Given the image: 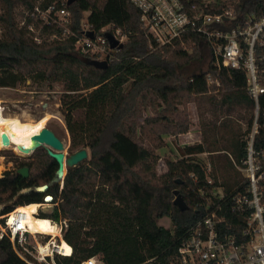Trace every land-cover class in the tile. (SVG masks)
<instances>
[{
  "label": "trees",
  "instance_id": "obj_1",
  "mask_svg": "<svg viewBox=\"0 0 264 264\" xmlns=\"http://www.w3.org/2000/svg\"><path fill=\"white\" fill-rule=\"evenodd\" d=\"M187 1L204 5L210 13L232 10L240 23L264 16V0H226L210 5L202 0ZM67 2L0 0V86H16L28 79L61 83L64 92L60 108L71 134L70 151L87 147L89 156L68 167L61 188L58 164L44 146L26 158L12 151L2 153L12 155L16 162L0 176V214L16 205L43 203L45 195L51 194L54 204L40 207L39 212L56 221H68L64 239L72 244L73 252L57 255L61 264H80L93 256L103 264H178L181 243L209 207L218 202L213 196L219 186L215 172H208L207 164L197 157L214 148L207 141L178 145L181 157L168 160L167 171L157 173L160 157L156 149L162 143L154 146L153 139H162L168 131L186 132L191 122L181 119L171 123L163 116L149 115L141 119L142 109L154 107L155 97L168 102L169 95L177 91L208 92L207 76L211 74L213 80L218 78L222 83L223 106L251 110L254 102L246 69L219 71L212 50L196 32L185 36L191 50L157 47L143 27L141 9L132 0ZM51 4L70 11L68 27L77 35L86 26L96 31L109 24L122 29L127 39L106 60L107 67L87 63L93 57L77 48L75 35L63 34L62 26L41 18L37 7L46 9ZM20 15L24 17L22 24ZM243 52L247 55L246 46ZM206 53V70L183 72L191 63L204 60ZM254 57L258 79L264 84V43L255 45ZM260 102L254 147L264 165V93ZM252 120L253 115L245 131L235 133L232 141L227 138L219 147L230 163L246 156L245 136ZM231 127H223L226 134ZM23 166L29 167L28 177L18 172ZM238 180H224L227 198L235 188L246 184L244 177ZM45 185L47 188L41 191ZM175 190L187 208L174 203ZM163 215L170 216L171 228L158 224L157 218ZM0 264H28L14 251L7 234L0 236Z\"/></svg>",
  "mask_w": 264,
  "mask_h": 264
},
{
  "label": "built area",
  "instance_id": "obj_2",
  "mask_svg": "<svg viewBox=\"0 0 264 264\" xmlns=\"http://www.w3.org/2000/svg\"><path fill=\"white\" fill-rule=\"evenodd\" d=\"M132 1L141 9L143 27L157 47L183 42L186 35L196 32L212 50L219 71L244 67L254 102L253 120L245 136L246 156L241 164L233 160L237 169L243 172L246 184L241 189L235 188L229 198L224 187L214 188L213 196L218 202L209 207L204 218L191 228L189 237L181 243L178 264H264V165L254 147L259 130L260 98L264 93V84L258 79L254 47L257 43H264V16L240 23L232 10L210 13L205 11L204 5L188 3L187 0ZM37 11L46 22L62 26L63 34L75 35L77 48L89 53L93 59L111 58L126 36L121 28L110 24L100 31L86 26L82 34L77 35L68 27L71 14L66 7L56 8L51 4L46 9L37 7ZM114 40L118 41L116 46H112ZM244 46L247 55H244ZM207 80L208 83L213 81L211 74ZM63 182L64 179L60 181L61 188ZM209 182H212L210 178ZM40 207L34 215L59 225L60 235L33 232L21 223L22 214L9 221L8 212L3 218L5 228H2L4 233L1 236L7 234L10 237L14 251L28 264H61L57 255H71L73 252V246L67 240L64 239L72 252L66 254L61 246L68 221L42 216ZM80 264L103 262L93 256Z\"/></svg>",
  "mask_w": 264,
  "mask_h": 264
},
{
  "label": "rangeland",
  "instance_id": "obj_3",
  "mask_svg": "<svg viewBox=\"0 0 264 264\" xmlns=\"http://www.w3.org/2000/svg\"><path fill=\"white\" fill-rule=\"evenodd\" d=\"M202 1L205 5H210L226 0ZM24 11L27 13L26 10ZM87 14L88 12L84 13L85 16ZM23 18L24 17L21 15L18 17L20 24H22ZM1 33L2 25L0 24V36ZM126 39L127 37L125 36L124 41ZM191 45V42L179 41L170 46H182L184 49L191 50ZM206 56L207 57L202 61L191 63L188 67L183 69V72L206 70L209 55L206 53ZM208 85L209 90L206 93L197 94L184 90L177 91L176 95H169L168 102L164 99L155 97V106H147L143 108L141 119L149 115L156 117L163 116L171 123L177 122L181 119L190 120L191 123L188 131L179 133L168 131L167 133L162 134V139H160V137L159 139H153L154 146L162 143V146L156 149V152L160 157L156 166V171L159 174L165 173L168 169L167 161L176 160L181 157L178 145L185 146L207 141L212 145L214 150L198 154L197 157L207 164L208 172L212 169L214 170L216 180L222 188L225 186L224 180L239 179L238 181H240L244 176L243 172L237 169L233 159L231 160L232 163H230L225 150H220L219 147H222V144L226 142L225 140L227 138H229L228 142H230L232 141L231 137L234 136L235 133H242L248 128L250 118H252L253 115V109L248 110L242 107L231 109L223 106L220 102L222 96L221 81L218 78H215L212 82L208 83ZM63 92L64 89L61 83H50L48 81L35 79H28L25 82L18 83L16 86H0V101L3 106V114L6 116H19L22 120H36L43 114L49 113L52 117L47 121L46 126L52 128L63 140L65 152L71 153L73 152V150L70 151L71 134L67 128L65 115L60 108ZM171 123L168 124L169 129L172 128ZM226 125L232 126L227 134L223 129ZM2 132L3 131L0 129V138ZM150 138H152V136H150ZM225 145L226 147H229L227 144ZM7 151H12L16 156L22 158L30 157L33 154L26 156L23 154L20 155L13 149L0 147V176L4 170L12 168L16 162V159L12 155L2 154ZM235 160L238 164H241L239 158ZM209 178L211 180L213 179L212 176H209ZM39 204L41 203L39 202ZM53 204L54 200L51 199L49 201H44L43 205L41 204V207L52 206ZM18 207H21V204L16 205L12 210L15 208L17 209ZM7 213H1L0 217ZM3 220L4 219L0 218V236L4 233L2 228H5ZM157 222L164 227H172V221L169 215L158 217Z\"/></svg>",
  "mask_w": 264,
  "mask_h": 264
},
{
  "label": "bare ground",
  "instance_id": "obj_4",
  "mask_svg": "<svg viewBox=\"0 0 264 264\" xmlns=\"http://www.w3.org/2000/svg\"><path fill=\"white\" fill-rule=\"evenodd\" d=\"M51 117L52 116L49 113L43 114L36 120H22L19 116H6L3 114V106L0 101V129L3 131L2 133L6 132L10 138L17 143L4 145L0 138V147L13 149L19 154H27V152L23 151L19 145L24 144L25 146L30 147L32 145L31 135L38 133L43 127H45L47 121ZM44 188V186L40 187V189ZM40 206L41 204L35 202L25 203L14 211L9 212L7 217L9 221H13L16 219L17 215L22 214L21 223L30 228L33 232H44L53 236L60 235L61 229L59 225L53 223L47 218H37L34 215V212H36ZM61 246L66 254L72 252V248L67 244L64 238L61 241Z\"/></svg>",
  "mask_w": 264,
  "mask_h": 264
},
{
  "label": "water",
  "instance_id": "obj_5",
  "mask_svg": "<svg viewBox=\"0 0 264 264\" xmlns=\"http://www.w3.org/2000/svg\"><path fill=\"white\" fill-rule=\"evenodd\" d=\"M74 0H68V4H71ZM118 41L114 40L112 42V46H116ZM122 45V44H121ZM87 63L94 65L98 68H105L108 65V62L106 60H98V59H91L88 58ZM2 143L4 145L8 144H17L15 141H13L10 136L4 132L1 136ZM31 142L32 145L30 147L25 146L24 144L19 145L20 148L27 152L26 155L32 154L37 148L44 146L48 152V154L57 162L58 169H57V176L59 177L60 181L64 179L67 171L64 173V170H67L68 167L76 166L78 163L83 161L84 159L88 158L89 156V150L87 147L80 148L76 151H73L71 153L65 152V145L63 140L56 134V132L48 127H43L38 133H34L31 135ZM18 172L23 177L29 176V167L23 166L18 169ZM178 183H181V180H177ZM44 189H40L41 191L45 190L47 188V185L44 186ZM175 199L174 203L179 205L182 209L187 208V204L185 203L182 195L175 190ZM43 205V203H41ZM1 219L4 218V216L0 217Z\"/></svg>",
  "mask_w": 264,
  "mask_h": 264
},
{
  "label": "crops",
  "instance_id": "obj_6",
  "mask_svg": "<svg viewBox=\"0 0 264 264\" xmlns=\"http://www.w3.org/2000/svg\"><path fill=\"white\" fill-rule=\"evenodd\" d=\"M1 173V172H0Z\"/></svg>",
  "mask_w": 264,
  "mask_h": 264
}]
</instances>
